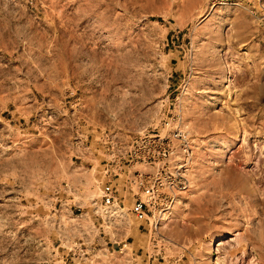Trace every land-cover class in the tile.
<instances>
[{
  "label": "rangeland",
  "instance_id": "obj_1",
  "mask_svg": "<svg viewBox=\"0 0 264 264\" xmlns=\"http://www.w3.org/2000/svg\"><path fill=\"white\" fill-rule=\"evenodd\" d=\"M0 264H264V0H0Z\"/></svg>",
  "mask_w": 264,
  "mask_h": 264
},
{
  "label": "built area",
  "instance_id": "obj_2",
  "mask_svg": "<svg viewBox=\"0 0 264 264\" xmlns=\"http://www.w3.org/2000/svg\"><path fill=\"white\" fill-rule=\"evenodd\" d=\"M183 137H185V135H183ZM181 140L186 142L182 137ZM134 146L136 147V149H139L141 159L143 161H149L148 159H151L153 157L164 156L171 151L167 144H163L161 142L159 135L141 137L139 141L135 142ZM187 146V144H184L183 149L186 150ZM147 176L151 179L148 183H142L141 180L138 181L142 194V199H140V202H142V207H134L133 209H129L128 207H126L127 210H134L136 212H139L140 214L146 213V211L149 210V207L157 206L158 204H162L165 202L164 199L160 197V194L162 192L161 188L163 186L167 187L168 190H172L179 185V183L173 178H167V180H165L164 176H160L158 170H155L153 173ZM178 181L180 182V180ZM181 186H183L182 181ZM163 209L164 207H160L159 211Z\"/></svg>",
  "mask_w": 264,
  "mask_h": 264
},
{
  "label": "crops",
  "instance_id": "obj_3",
  "mask_svg": "<svg viewBox=\"0 0 264 264\" xmlns=\"http://www.w3.org/2000/svg\"><path fill=\"white\" fill-rule=\"evenodd\" d=\"M116 189V186L114 187ZM121 199L119 201H121L122 203L125 202V204L129 205V209H133L134 207H132L131 204H133L132 199L134 197L131 196V192H129L125 187L123 189H121V194H120Z\"/></svg>",
  "mask_w": 264,
  "mask_h": 264
}]
</instances>
